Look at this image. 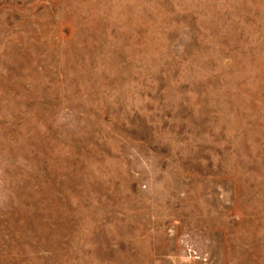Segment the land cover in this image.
Returning <instances> with one entry per match:
<instances>
[{"label":"rangeland","instance_id":"obj_1","mask_svg":"<svg viewBox=\"0 0 264 264\" xmlns=\"http://www.w3.org/2000/svg\"><path fill=\"white\" fill-rule=\"evenodd\" d=\"M0 264H264V0H0Z\"/></svg>","mask_w":264,"mask_h":264}]
</instances>
